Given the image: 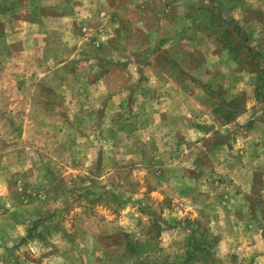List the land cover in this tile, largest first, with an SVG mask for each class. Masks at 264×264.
Masks as SVG:
<instances>
[{
	"label": "rangeland",
	"instance_id": "obj_1",
	"mask_svg": "<svg viewBox=\"0 0 264 264\" xmlns=\"http://www.w3.org/2000/svg\"><path fill=\"white\" fill-rule=\"evenodd\" d=\"M0 264H264V0H0Z\"/></svg>",
	"mask_w": 264,
	"mask_h": 264
},
{
	"label": "crops",
	"instance_id": "obj_2",
	"mask_svg": "<svg viewBox=\"0 0 264 264\" xmlns=\"http://www.w3.org/2000/svg\"><path fill=\"white\" fill-rule=\"evenodd\" d=\"M109 15V14H108ZM107 15V16H108ZM108 18V17H107ZM115 18V17H114ZM113 24L109 27L110 34H116L121 32V30H126L128 27H130L129 23L127 21H120V20H113Z\"/></svg>",
	"mask_w": 264,
	"mask_h": 264
},
{
	"label": "clouds",
	"instance_id": "obj_3",
	"mask_svg": "<svg viewBox=\"0 0 264 264\" xmlns=\"http://www.w3.org/2000/svg\"><path fill=\"white\" fill-rule=\"evenodd\" d=\"M223 129H221V131H222ZM209 135H211V133H209ZM134 199H135V197H134Z\"/></svg>",
	"mask_w": 264,
	"mask_h": 264
}]
</instances>
